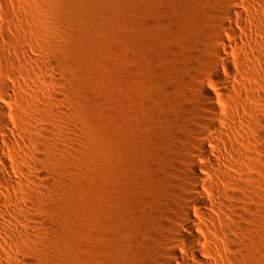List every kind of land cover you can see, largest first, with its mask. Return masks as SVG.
<instances>
[{"label": "rangeland", "instance_id": "rangeland-1", "mask_svg": "<svg viewBox=\"0 0 264 264\" xmlns=\"http://www.w3.org/2000/svg\"><path fill=\"white\" fill-rule=\"evenodd\" d=\"M247 2L0 0V146L15 135L6 125L31 134L49 179L37 202L48 224L20 252L34 264H161L210 120L199 84L224 117L234 100L264 115L208 66L224 12ZM228 136L231 188L244 196L229 264H264V143L252 130Z\"/></svg>", "mask_w": 264, "mask_h": 264}, {"label": "bare ground", "instance_id": "bare-ground-1", "mask_svg": "<svg viewBox=\"0 0 264 264\" xmlns=\"http://www.w3.org/2000/svg\"><path fill=\"white\" fill-rule=\"evenodd\" d=\"M248 2L249 7L242 5L234 14L224 12L226 20L219 26L225 34L214 36L218 48L214 47L213 57L217 59L209 58L208 66L224 93L248 95L250 89V94L264 105V0ZM229 3L234 5L236 0ZM220 69L235 85L221 80ZM244 81L249 86H244ZM252 81L259 83H256L258 89L257 85L256 89L251 87ZM198 92L207 101L210 120L200 135L197 158L191 157L187 163L188 194L179 201V226L173 228L161 264L232 262L239 247L234 235L241 228L238 220L244 214L239 203L244 196L231 188L228 171L233 168L235 155L224 153L222 148L230 140L228 131L252 130L264 143V132L259 131L264 128V115H244L239 109H247L245 104L234 100L235 104L229 105L224 117L204 84H199ZM5 128H10L15 135L3 134L7 150L0 146V264H34L20 249L25 241L35 237L34 229L46 228L48 224L39 217L37 202L49 179L41 167L37 139L8 125Z\"/></svg>", "mask_w": 264, "mask_h": 264}]
</instances>
